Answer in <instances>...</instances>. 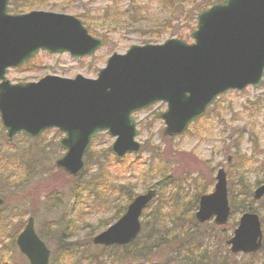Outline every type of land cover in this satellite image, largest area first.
I'll return each instance as SVG.
<instances>
[{
  "label": "rangeland",
  "instance_id": "obj_1",
  "mask_svg": "<svg viewBox=\"0 0 264 264\" xmlns=\"http://www.w3.org/2000/svg\"><path fill=\"white\" fill-rule=\"evenodd\" d=\"M211 1L215 0H36L35 6L21 13L44 10L74 15L90 34L103 39L104 46L80 59L69 53L40 52L24 65L9 69L6 78L12 83L35 82L46 75L74 78L81 74L96 78L113 53L123 54L131 45L164 43L171 38L192 41L197 19L192 22L190 10ZM165 109V104L157 103L134 114L139 129L137 139L144 144L138 154L118 159L110 150L115 138L98 134L86 153L83 172L76 177L55 164L64 153L59 144L63 133L51 129L38 138L20 134L11 142L2 125L0 196L4 205L0 209V264H28L16 240L30 216L51 250L50 264H71L84 251L104 253L92 239L109 222L112 225L120 218L115 219L117 213L124 214L131 190L136 196L158 187V196L144 211L141 222H152L160 215L163 220L159 225L165 226V231L170 227L167 220H176L175 226H180L195 215L200 196L213 192L221 168L227 173L229 199L231 193L236 204L245 200L244 189L252 193L264 180V77L260 87L250 86L219 96L182 136L163 134L164 122L154 115ZM14 152L24 157L22 162L14 160ZM230 205L232 213L224 226H217L213 219L204 224L195 219L199 225H194L192 232L199 243L194 239L190 246L194 254L189 255H198L195 245L199 254L205 253L200 256V264H264V244L254 256L231 254L225 242L228 238L224 239L222 232L227 231L231 237L244 211L233 206L231 200ZM259 205L262 204H254L253 212L261 217L264 231V210ZM70 244L76 250L72 258L63 254ZM171 257L175 264H186L185 253L177 248L149 253L146 264L163 263Z\"/></svg>",
  "mask_w": 264,
  "mask_h": 264
},
{
  "label": "water",
  "instance_id": "obj_2",
  "mask_svg": "<svg viewBox=\"0 0 264 264\" xmlns=\"http://www.w3.org/2000/svg\"><path fill=\"white\" fill-rule=\"evenodd\" d=\"M11 0H0V118L13 140L23 133L36 138L57 128L65 136L66 151L55 163L78 176L85 168V154L99 132L116 137L111 151L118 158L138 153L143 144L133 113L156 102L167 104L156 119L166 125L163 133L181 135L201 117L215 98L230 89L259 87L264 77V0H224L200 11L194 39L189 43L171 38L164 43L131 45L113 53L97 78L46 75L35 82L12 83L9 68H17L41 50L68 52L74 58L89 56L104 41L92 36L74 15L44 10L9 12ZM157 195L149 189L137 195L126 212L93 238L96 245H127L141 232V216ZM264 196V182L253 193ZM4 199L0 196V207ZM231 216L227 173L221 168L211 193L200 197L196 218H214L225 225ZM260 217L244 212L233 235L226 241L232 254L254 253L263 246ZM17 245L28 264H49L51 250L29 217L17 236Z\"/></svg>",
  "mask_w": 264,
  "mask_h": 264
},
{
  "label": "trees",
  "instance_id": "obj_3",
  "mask_svg": "<svg viewBox=\"0 0 264 264\" xmlns=\"http://www.w3.org/2000/svg\"><path fill=\"white\" fill-rule=\"evenodd\" d=\"M166 1H170V0H166ZM219 1H222V0L211 1V3L208 4L207 6L209 7L210 5L216 2H219ZM36 3H38L36 2V0H23L22 3H20V1L13 0L11 3L12 7H10V11L21 13L24 11V9H26L27 7L31 5L35 6ZM167 3L169 4V2ZM207 6L203 7L200 5H195L194 6L195 9L190 10V16L192 18L193 23L195 22L197 13L203 8H206ZM192 28L194 29V27ZM0 125H1L0 129H3L1 121H0ZM6 144H10V143L6 142ZM14 153H15L14 155L17 154L16 152ZM19 157H20V154L19 155L17 154V156L14 157V160L16 161L18 160L19 162L20 161L22 162L24 157L22 156L20 158ZM0 161H1V158H0ZM262 182H258L256 187H258ZM133 194L134 192L132 190L129 191L127 194V200L129 203L135 197ZM242 194L245 195V200H240L239 203L236 204V202L234 201L233 195L230 193V197H231L230 200L233 206L239 207L242 212L243 211L253 212L254 204L261 203L262 205H259L260 209L264 210V197L260 200H255L253 196V192L251 193V191L247 189H244ZM244 201H248V202H244ZM156 210L159 214H162V212L158 208H156ZM120 216L121 214L117 213L115 216V219L119 218ZM194 217L195 215L191 216L190 220H188L187 223L185 224L182 223L180 226H175L177 222L176 220H173V219L167 220V222H169L170 224V227H168L167 230L163 231V229H165V226L159 225V221L163 220V219H160V215H159L155 220H152V222L147 220L149 221L148 223L147 222L142 223L143 227H142L141 233L133 243L126 245V246H108V247L97 246L99 248H102V250H104V253H102L103 251L101 253L84 251L81 254H79L77 257H74L75 260L74 262H71V264H146L150 260L149 258H146V256L149 253L151 255L152 253H155V251L161 250L162 248L163 249L170 248V250L177 248V250L180 253H183V252L185 253V258L183 260L186 262V264H200L201 263L200 256L201 257L205 256V253L201 252V254H199L197 247L193 245L196 248L198 255H195V256L189 255V254H194L193 247L190 248V246L194 243V239H196L195 234L192 232L194 229L193 226L200 224L199 222H197V220L196 222L199 224L195 222L196 218ZM110 224L111 222H109L107 226H109ZM222 235L225 236L224 239L230 238L228 237L227 231L222 232ZM145 237H150V238L147 239ZM198 241L199 240L196 239L197 244L199 243ZM75 252L76 250L74 251L72 244H70L69 248H67L63 254L65 255L67 253L68 256L72 258V256L75 255L74 254ZM254 255H256V253L252 254V256ZM153 258H156V255ZM195 258H198L199 261L194 262ZM139 259L142 260V262H139ZM175 263H176V260L174 258L172 259L171 257L169 258V260L163 263L154 261V263L152 264H175ZM52 264H59V261H56V263H52ZM222 264H228V263L223 262ZM230 264H232V262H230Z\"/></svg>",
  "mask_w": 264,
  "mask_h": 264
}]
</instances>
